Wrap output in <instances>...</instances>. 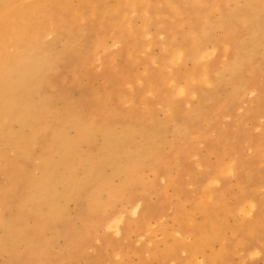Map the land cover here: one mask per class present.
<instances>
[{"label": "rangeland", "instance_id": "rangeland-1", "mask_svg": "<svg viewBox=\"0 0 264 264\" xmlns=\"http://www.w3.org/2000/svg\"><path fill=\"white\" fill-rule=\"evenodd\" d=\"M85 1L48 5L55 19L31 46L38 66L28 96L13 103L18 118L4 116L0 264H264V0ZM38 2L21 0L18 9Z\"/></svg>", "mask_w": 264, "mask_h": 264}, {"label": "bare ground", "instance_id": "bare-ground-1", "mask_svg": "<svg viewBox=\"0 0 264 264\" xmlns=\"http://www.w3.org/2000/svg\"><path fill=\"white\" fill-rule=\"evenodd\" d=\"M66 0H39V2L38 3H36L35 5H33V6H30V7H27V8H24V9H18V7H19V4H20V2H21V0H0V131H1V129H2V127L6 124L4 121H5V117L4 116H7L8 115V118H10V116H13L14 115V111L12 110L14 107H13V103L14 102H17V101H22V100H26V95L28 96V94H26V91L28 90V83H29V80H30V78L33 76V72L34 71H36V67L38 66V59H35L34 57H33V53H31V51L33 50L32 49V45L34 44V46H35V43L34 42H36V40H38V38H39V36L40 35H42V33H43V31H45V24L47 23V22H49L51 19H53V21H54V19H55V15H54V17H53V14H51L50 13V10L47 8L48 7V5L49 4H57V3H59V5L60 6H62V5H65V2ZM69 1V0H68ZM85 1V0H84ZM89 1V0H88ZM95 1V0H94ZM102 1V0H101ZM116 1V0H115ZM152 1V0H151ZM169 1V0H168ZM196 1V0H195ZM86 2V1H85ZM108 2V1H107ZM135 2V1H134ZM170 2V1H169ZM217 2V1H216ZM228 2L230 3V1L228 0ZM239 2V1H238ZM260 2H261V0H260ZM69 3V2H68ZM87 3V2H86ZM88 3H90V2H88ZM87 3V4H88ZM103 3V2H102ZM118 3V2H117ZM120 3V2H119ZM125 3V2H124ZM142 3H143V1H142ZM145 3V2H144ZM143 3V4H144ZM148 3H149V0H148ZM151 3H154V2H151ZM199 3H201V1H199ZM203 3H204V1H203ZM244 3V2H243ZM99 3H97L96 5L97 6H99L98 5ZM105 4V3H104ZM107 4V3H106ZM147 4V3H146ZM170 4H172V3H170ZM177 4V3H176ZM185 4V3H184ZM195 4V3H194ZM214 4H215V1H214ZM231 4V3H230ZM233 4V3H232ZM89 5H91V4H89ZM93 6L95 5V3L94 4H92ZM91 5V6H92ZM118 5L119 4H117V9H118ZM123 5V4H122ZM125 5V4H124ZM140 5V4H139ZM147 5H149V4H147ZM189 5V4H188ZM197 5H198V3H197ZM234 5V4H233ZM263 5H264V3H263ZM53 6V5H52ZM59 6V7H60ZM69 6V5H68ZM68 6H67V2H66V8H68ZM109 6V5H108ZM133 6H134V4H133ZM136 6V5H135ZM146 6V5H145ZM219 6V8H220V5H218ZM232 6V5H231ZM57 7H58V5H57ZM64 7V6H63ZM90 7V6H89ZM103 7V6H102ZM101 7V8H102ZM105 7H106V5H105ZM120 7V6H119ZM176 7V6H175ZM177 7H178V5H177ZM264 7V6H263ZM50 8V7H49ZM100 8V9H101ZM114 7H112V8H110V9H113ZM140 8H142V7H140ZM145 8V7H144ZM187 8H189V7H187ZM219 8H217L216 10H218ZM256 10H258V5L256 4ZM53 9V8H52ZM75 8H73V10H74ZM78 9V8H77ZM99 9V11L101 12V10ZM115 9H116V6H115ZM120 9L121 8H119V11H120ZM123 9V8H122ZM148 9V8H147ZM171 9V8H170ZM180 9V8H179ZM204 9V8H203ZM202 9V10H203ZM205 9H206V7H205ZM221 9V8H220ZM219 9V13H221V10ZM54 10H55V8H54ZM63 10H64V8H63ZM104 10H105V8H104ZM108 10V9H107ZM141 10V9H140ZM261 10V9H260ZM80 13H81V11L80 10H78ZM112 11V10H111ZM114 11H116V10H114ZM145 11H146V9H145ZM148 12L150 11V9H148L147 10ZM187 11V10H186ZM189 11V10H188ZM196 11V10H195ZM198 11V10H197ZM205 11V10H204ZM259 11V10H258ZM108 12H109V10H108ZM113 12V11H112ZM112 12H110L111 14H112ZM142 12H143V10H142ZM181 12V11H180ZM190 12V11H189ZM200 12H201V10H200ZM231 12V11H230ZM53 13V12H52ZM79 13V14H80ZM82 13H83V11H82ZM109 13V14H110ZM121 13H123V11H121ZM125 13V12H124ZM159 13V12H158ZM179 13V12H178ZM178 13H177V16H178ZM181 13H183V12H181ZM180 13V14H181ZM188 13V12H187ZM194 13V12H193ZM211 13V12H210ZM237 12H235V14H236ZM262 13V12H261ZM78 14V13H77ZM84 14V13H83ZM118 14H119V12H118ZM157 14V13H156ZM167 14H169V13H167ZM167 14H165L164 13V15H166L167 16ZM179 14V15H180ZM198 14V13H197ZM199 14H202V13H199ZM81 15V14H80ZM107 15V14H106ZM120 15H122V14H120ZM143 15V14H142ZM159 15V14H158ZM163 15V16H164ZM187 15V14H186ZM190 15V14H189ZM189 15H187V16H189ZM203 16L205 15V14H202ZM207 15V14H206ZM212 15V14H211ZM232 15H234V14H232ZM238 14H236V16H237ZM259 15V14H258ZM59 16L61 17V13L59 14ZM124 16V15H123ZM122 16V17H123ZM180 16H182V15H180ZM222 16H223V14H222ZM228 16V15H227ZM243 17H244V15H242ZM121 17V18H122ZM146 17V19L145 20H148L147 19V17L149 18L150 16H145ZM151 17H152V14H151ZM150 17V18H151ZM158 17V16H157ZM190 17H192V16H190ZM194 17V16H193ZM205 17V16H204ZM204 17H202V18H204ZM219 17H220V15H219ZM224 17V16H223ZM239 17V16H238ZM237 17V18H238ZM240 17H241V15H240ZM259 17V16H258ZM260 17H262V15L260 16ZM259 17V18H260ZM101 18V17H100ZM169 18V17H168ZM172 18H174V17H172ZM199 18H200V16H199ZM207 18V17H206ZM235 18V17H234ZM61 19H62V17H61ZM60 19V20H61ZM72 19V18H71ZM105 19V18H104ZM118 19H120V18H118ZM123 19L124 18H122V21H123ZM126 19H127V17H126ZM126 19H125V21H126ZM153 19V18H152ZM170 19H171V17H170ZM189 19H191L192 20V18H189ZM208 19H209V17H208ZM219 19V18H218ZM243 19H245V18H243ZM58 20H59V17H58ZM102 20V19H101ZM111 21H113V20H115V19H110ZM131 20V19H130ZM162 20V19H161ZM183 20V19H182ZM188 20V19H187ZM190 20V21H191ZM210 20V19H209ZM209 20L208 21H206V22H208L207 24H209ZM225 20V19H224ZM242 20V19H241ZM251 19H249V21H250ZM116 21V20H115ZM118 22H120L119 20H117ZM116 21V22H117ZM121 21V22H122ZM128 21V20H127ZM235 21V20H234ZM244 21V20H243ZM71 22V21H70ZM130 21H128V23H129ZM149 22V21H148ZM181 22V21H180ZM183 22V21H182ZM182 22L180 23V25L182 24ZM189 22V21H188ZM218 22H219V20H218ZM225 22V21H224ZM238 22V21H237ZM246 22V21H245ZM59 23H60V21H59ZM62 23H63V20H62ZM95 23V22H94ZM97 23V22H96ZM102 23V22H101ZM101 23H99V24H101ZM123 23V22H122ZM132 22H130L129 24H131ZM134 23V22H133ZM146 23H147V21H146ZM160 23H163L162 21L160 22ZM211 23V22H210ZM251 23L253 24V22L251 21ZM250 23V24H251ZM264 22H262V24H263ZM51 25H52V22L50 23ZM58 24V23H57ZM72 24V23H71ZM116 24H118L119 25V23H116ZM115 24V25H116ZM149 23H147V24H144V25H148ZM176 24H178V23H176ZM186 23H184L183 25H185ZM218 24V23H217ZM223 24V23H222ZM237 24V23H236ZM239 24V23H238ZM258 24H259V22H258ZM45 25V26H44ZM53 25H54V23H53ZM114 25V24H113ZM113 25H112V27H113ZM122 25V24H121ZM121 25H119V26H121ZM160 25H162V24H160ZM179 25V24H178ZM189 25H191V23H189ZM192 25H194V23L192 24ZM191 25V26H192ZM212 26L214 25V24H211ZM211 25H210V27H211ZM215 25H216V23H215ZM214 25V26H215ZM233 25V24H232ZM239 25H242V22H241V24H239ZM244 25V24H243ZM248 25V24H247ZM93 26V25H92ZM186 26V25H185ZM203 26V25H202ZM254 26V25H253ZM260 26V29L263 27V26H261V25H259ZM96 27V26H95ZM115 27V26H114ZM126 27H128V26H126ZM167 27H169L168 25H167ZM180 27V26H179ZM182 27V26H181ZM187 27H188V25H187ZM219 27V26H218ZM235 27V26H234ZM258 27V26H257ZM256 27V30L258 29ZM52 29H53V27H51ZM97 28H98V26H97ZM106 28V27H105ZM117 28V27H116ZM115 28V29H116ZM118 28H120V27H118ZM131 28V27H130ZM146 28V27H145ZM151 28H153V27H151ZM150 28V29H151ZM170 29H173L174 30V28L172 27H169ZM255 28V27H254ZM67 29H68V27H67ZM100 29H103V28H101V26H100ZM149 29V30H150ZM170 29H168V31L170 30ZM207 29V28H206ZM209 29V28H208ZM216 29V28H215ZM230 29H232V28H230ZM259 29V30H260ZM54 30V29H53ZM63 30V29H62ZM97 30V29H96ZM105 30V29H104ZM109 30V29H108ZM113 30V29H112ZM120 30V29H119ZM118 30V31H119ZM121 30H122V27H121ZM124 30H126L125 28H124ZM132 30V29H131ZM138 31L139 30H141V29H137ZM148 30V31H149ZM172 30V31H173ZM189 30H191V29H189ZM193 30V29H192ZM202 30L204 31V29L202 28ZM225 30V29H224ZM224 30H223V35H225V33L227 34V32H224ZM234 30V29H233ZM232 30V31H233ZM236 30V29H235ZM258 30V31H259ZM55 31V30H54ZM98 31V30H97ZM96 31V32H97ZM128 31H129V27H128ZM137 31V32H138ZM145 32L147 31V29L146 30H144ZM147 31V32H148ZM150 31H152V30H150ZM217 31H218V28H217ZM220 31V30H219ZM222 31V30H221ZM74 32V31H73ZM131 32H133V30L131 31ZM130 32V33H131ZM136 32V34H138ZM146 32V33H147ZM174 32V31H173ZM176 32V31H175ZM202 32V31H201ZM206 32H208L207 30H206ZM234 32V31H233ZM257 32V31H256ZM144 33V32H143ZM142 33V34H143ZM151 33V32H150ZM187 33V32H186ZM185 33V34H186ZM194 33V32H193ZM197 33V32H196ZM195 33V34H196ZM215 34H216V32H214ZM99 34V33H98ZM104 34V33H103ZM108 34V33H107ZM114 34H115V30H114ZM120 34H123V32L122 33H120ZM129 34V33H128ZM135 34V33H134ZM148 34V33H147ZM161 34V33H160ZM173 34V33H172ZM177 34V33H176ZM198 34H199V32H198ZM202 34V33H201ZM201 34H199V35H201ZM207 34V33H206ZM208 34H211V33H208ZM207 34V35H208ZM80 35V34H79ZM111 35V34H110ZM117 35V34H116ZM130 35V37H132L131 36V34H129ZM139 35V34H138ZM166 35V34H165ZM228 36H229V34H227ZM231 35V34H230ZM245 35V34H244ZM244 35H243V37H244ZM247 35V34H246ZM245 35V36H246ZM97 36V35H96ZM104 36H106V35H104ZM120 36V35H119ZM126 35H124V37H125ZM178 36V35H177ZM176 36V37H177ZM191 36V35H190ZM190 36L188 35V38L187 39H189L190 38ZM228 36H225L226 38L228 37ZM77 37H79V36H77ZM121 37V36H120ZM136 37H138V36H135L134 38H136ZM172 37V36H171ZM176 37L174 38V37H172V38H174V39H176ZM181 37V36H180ZM195 37V36H194ZM214 37H215V35H214ZM218 37V36H217ZM232 37V36H231ZM75 38V37H74ZM80 39H81V37H79ZM103 38V37H102ZM104 38H106V37H104ZM119 38V37H118ZM121 38H123V37H121ZM197 39H198V36L196 37ZM196 38H195V41H196ZM201 38V37H200ZM199 38V39H200ZM203 38V37H202ZM235 38V37H234ZM41 39V38H40ZM80 39H78V40H80ZM97 39V38H96ZM125 39H126V37H125ZM137 39V38H136ZM186 39V38H185ZM186 39V40H187ZM206 39H207V36H206ZM214 38H212V40H213ZM228 39H231V38H228ZM251 39H253V38H251ZM78 40H76V41H78ZM106 40V43H107V38L105 39ZM124 40V39H123ZM132 40V39H131ZM190 40V39H189ZM211 40V41H212ZM215 40V39H214ZM214 40H213V42H214ZM38 41H40V40H38ZM71 41V40H70ZM118 41V40H117ZM138 41V40H137ZM140 41H142V40H140ZM176 41H177V39H176ZM176 41H175V43H176ZM193 41V40H192ZM201 41V40H200ZM203 41H204V39H203ZM210 41V42H211ZM230 41V40H229ZM233 41H235V40H232V42ZM240 41H243V40H241L240 39ZM74 42V41H73ZM93 42V41H92ZM92 42H91V44H92ZM96 42V41H95ZM100 42V41H99ZM99 42H98V44H99ZM103 41H101L100 43H102ZM123 42V41H122ZM134 42H136V41H134ZM166 42V41H165ZM179 42V41H178ZM202 42V41H201ZM231 42V43H232ZM260 42V41H259ZM264 42V41H263ZM138 43H140V42H138ZM137 43V44H138ZM187 43V42H186ZM216 43V42H215ZM37 44V43H36ZM74 44V43H73ZM93 44H94V42H93ZM92 44V45H93ZM120 44H121V42H120ZM136 44V45H137ZM168 44V43H167ZM170 44H171V42H170ZM194 44V42L193 43H191V45H193ZM203 44V43H202ZM219 44H221V42H219ZM224 44H225V42H224ZM229 44V43H228ZM228 44H226V45H228ZM9 45H11V46H13L14 48H15V50H16V53H14V54H9V52L7 51V47L9 46ZM102 45V44H101ZM105 45H107V44H105ZM104 45V46H105ZM122 45V44H121ZM127 45H128V43H127ZM165 45V44H164ZM191 45H190V49H191ZM198 45H199V42H198ZM247 45V44H246ZM94 46V45H93ZM96 46V45H95ZM94 46V47H95ZM133 46H135V43H133ZM138 46V45H137ZM141 46V45H140ZM178 46V45H177ZM180 46H181V44H180ZM187 46V45H186ZM189 46V45H188ZM193 46H195V44L193 45ZM248 46V45H247ZM78 47V46H77ZM164 47V46H163ZM165 47H166V45H165ZM171 47H173V44H172V46ZM182 47V46H181ZM185 47V46H184ZM201 47H204V44H203V46H201ZM228 47V46H227ZM230 47V46H229ZM240 47V46H239ZM264 47V46H263ZM82 48V47H81ZM84 48V47H83ZM97 48V47H96ZM121 48V47H120ZM141 48V47H140ZM139 48V49H140ZM189 48H188V51H189ZM211 48V47H210ZM210 48H209V50H210ZM248 48V47H247ZM257 48H260V46L258 47V45H257ZM73 49V48H72ZM134 49H135V47H134ZM166 49V48H165ZM164 49V51H166ZM185 49V48H184ZM187 49V48H186ZM216 49V48H215ZM214 49V50H215ZM231 49V48H230ZM236 49V48H235ZM239 49V48H238ZM250 49H251V47H250ZM264 49V48H263ZM89 49H87V51H88ZM91 50H93V49H91ZM99 50V49H98ZM129 51H133V48L132 49H128ZM138 50V49H137ZM136 50V51H137ZM171 50H172V48H171ZM179 50H181V49H179ZM183 50V49H182ZM217 50V49H216ZM227 50V49H226ZM261 50H262V47H261ZM261 50H260V52H261ZM90 51V50H89ZM88 51V52H89ZM173 51V50H172ZM194 51V50H193ZM228 51V50H227ZM232 51H234V49L232 50ZM90 52H93V51H90ZM124 52V51H123ZM167 52V51H166ZM170 52V50L168 51V53ZM177 52V51H176ZM179 52V51H178ZM186 52V51H185ZM211 52H212V50H211ZM211 52H210V54H211ZM221 52H222V50H221ZM235 52V51H234ZM239 52V51H238ZM237 52V53H238ZM260 52L258 51V53L260 54ZM129 53V52H128ZM190 53V52H189ZM215 53V52H214ZM237 53L236 54H234L235 56L234 57H236V55H237ZM86 54H88V53H86ZM85 54V55H86ZM121 54V53H120ZM127 54V53H126ZM130 54V53H129ZM134 54V53H133ZM182 54H183V51H182ZM201 54H203V52L201 53ZM240 54V53H239ZM128 55V54H127ZM135 55V54H134ZM133 55V56H134ZM187 55L188 54H186V57H187ZM192 55V54H191ZM58 56V55H57ZM120 56V55H119ZM124 56V55H123ZM132 56V57H133ZM152 56V55H151ZM161 56V55H160ZM171 56V55H170ZM173 56V55H172ZM175 56V55H174ZM176 56H177V54H176ZM181 57H183V55H180ZM193 56V55H192ZM211 56H213V55H211ZM215 56V55H214ZM226 56H227V52H226ZM121 57V56H120ZM132 57L130 56V59L132 60ZM135 57H136V55H135ZM165 57V56H164ZM181 57H180V59H178L179 61H181L182 59H181ZM191 57V56H190ZM201 57V56H200ZM154 58V57H153ZM184 58V57H183ZM193 58V57H192ZM213 58V57H212ZM263 58V57H262ZM57 58L55 57V60H56ZM155 59V58H154ZM199 59V58H198ZM209 59H210V57H209ZM227 59V58H226ZM149 60V59H148ZM147 60V61H148ZM173 60V59H172ZM175 60V59H174ZM188 60V59H187ZM189 60H191V59H189ZM234 60V59H233ZM107 61V60H106ZM135 61H136V59H135ZM155 61V60H154ZM158 62H159V60H157ZM178 61V62H179ZM183 61H184V59H183ZM195 61V60H194ZM197 61V60H196ZM224 61H226V60H224ZM256 61V60H255ZM103 62V61H102ZM174 62V61H173ZM185 62V61H184ZM198 62V61H197ZM197 62H195V63H197ZM128 63V62H127ZM175 63V62H174ZM207 63V62H206ZM222 63H223V66H226L225 65V63L222 61ZM105 64H107V63H104V65ZM176 64H179V63H176ZM41 65V64H40ZM160 65H162V64H160ZM159 64H158V66H160ZM175 65V64H174ZM183 65V64H182ZM202 65V64H201ZM232 65V64H231ZM170 66V65H169ZM194 66H195V64H194ZM199 66V65H198ZM202 66H204V64L202 65ZM201 66V67H202ZM162 68H164L163 67V65L161 66ZM166 67V66H165ZM205 67V66H204ZM150 68V67H149ZM149 68H147V69H149ZM160 68V67H159ZM206 68V67H205ZM205 68H203V69H205ZM208 68H209V65H208ZM223 68V67H222ZM227 68V67H226ZM225 68V69H226ZM231 68V67H230ZM50 69V68H49ZM161 69V68H160ZM207 69V68H206ZM216 69H218V68H216ZM56 70V69H55ZM164 70H165V68H164ZM167 70V69H166ZM165 70V71H166ZM171 70V69H170ZM169 69H168V71L169 72H172V71H170ZM178 70V69H177ZM192 70V69H191ZM196 70V69H195ZM195 70H193L194 72H195ZM226 70H228V69H226ZM229 70H231V69H229ZM248 70H250V69H248ZM247 70V71H248ZM151 71H153V70H151L150 69V72ZM156 71V70H155ZM160 71V70H159ZM159 71H156L157 72V74L159 73ZM46 72H47V70H46ZM161 72V71H160ZM178 71H176V69H175V73H177ZM189 71H187V74H189L188 73ZM216 72V71H215ZM251 72V71H250ZM123 73V72H122ZM179 73H181V72H179ZM179 73H177V74H179ZM208 73H209V70H208ZM220 73V72H219ZM228 73V72H227ZM226 73V74H227ZM237 73V72H236ZM248 73H249V71H248ZM252 73V72H251ZM120 74V73H119ZM148 74V73H147ZM153 74V73H152ZM168 74V73H167ZM184 74H186V73H184ZM186 74V75H187ZM200 74H201V72H200ZM205 74H207V73H205ZM223 74V73H222ZM246 74V73H245ZM125 75V74H124ZM128 76H129V74H127ZM126 75V76H127ZM161 75V74H160ZM164 75V74H163ZM169 75H170V73H169ZM168 75V76H169ZM202 75V74H201ZM217 75H219V74H217ZM247 75H250V74H247ZM158 76V75H157ZM156 76V77H157ZM190 76V75H189ZM195 76V75H194ZM199 76V75H198ZM208 76V75H207ZM161 77V76H160ZM164 77H165V75H164ZM170 77V76H169ZM172 77H174V76H172ZM176 77V76H175ZM186 77V76H185ZM184 77V78H185ZM44 78V77H43ZM120 78V77H119ZM125 78V77H124ZM147 78V77H146ZM191 78H192V80H194L193 79V77L191 76ZM191 78H190V80H191ZM39 79V78H38ZM38 79H36V80H38ZM49 79V78H48ZM141 80H142V78H140ZM151 79H152V77H151ZM189 79V78H188ZM202 79V78H201ZM205 79H207V78H205ZM35 80V81H36ZM157 79H154V81L153 82H155ZM161 80V79H160ZM159 80V81H160ZM174 80V79H173ZM198 80V79H197ZM212 80V79H211ZM35 81H34V84H35ZM76 81H78V80H76ZM158 81V80H157ZM156 81V82H157ZM164 81V80H163ZM196 81V80H195ZM205 81V80H204ZM206 81H208V79L206 80ZM213 81V80H212ZM41 82H43V81H41ZM144 82V81H143ZM142 82V83H143ZM151 82V81H150ZM155 82V83H156ZM174 81H172V83H173ZM190 82H192V81H190ZM209 82V81H208ZM214 82V81H213ZM51 83V82H50ZM152 83V82H151ZM150 83V84H151ZM161 83V82H160ZM167 84L169 83L170 84V82L168 81V82H166ZM31 84V83H30ZM36 84L38 85V83L36 82ZM73 84V83H72ZM81 84V83H80ZM153 84V83H152ZM152 84L150 85V86H152ZM191 84V83H190ZM190 84H187V86L188 85H190ZM197 84V83H196ZM195 84V85H196ZM201 84V83H200ZM208 84V83H207ZM210 84V83H209ZM208 84V85H209ZM33 85V83L31 84V86ZM56 85V84H55ZM54 85V86H55ZM171 85V84H170ZM173 85H174V87H175V83H173ZM172 85V86H173ZM179 85H182V83L181 84H179ZM41 86V85H40ZM63 86V85H62ZM177 86V85H176ZM191 87H192V84L190 85ZM201 86H202V84H201ZM211 86V85H210ZM213 86H215V84L213 85ZM80 87H81V85H80ZM83 87V86H82ZM158 87V86H157ZM156 87V88H157ZM193 87H195L196 89H198V86H194L193 85ZM51 88L53 89V84H52V86H51ZM78 88V87H77ZM154 88V87H153ZM177 88V87H176ZM180 89H182L181 87H179ZM189 88V87H188ZM196 89H195V91H196ZM204 89V88H203ZM153 90V89H152ZM160 90V89H159ZM158 90V91H159ZM174 90H175V88H174ZM183 90V89H182ZM191 90V89H190ZM110 91H111V89H110ZM155 91H157V90H155ZM179 91V90H178ZM184 91H185V89H184ZM192 91V90H191ZM195 91H192L193 93L195 92ZM202 91V90H201ZM205 91V90H204ZM217 91V90H216ZM183 92V91H182ZM37 93V92H36ZM110 93V92H109ZM161 93V92H160ZM191 93V92H190ZM189 93V94H190ZM193 93H191L190 95L192 96V94ZM233 93H235V91L233 92ZM232 93V94H233ZM49 94H50V92H49ZM154 94H157V93H154ZM164 94V93H163ZM176 94V93H175ZM178 94V93H177ZM179 94H181L182 95V93H179ZM189 94H188V96H189ZM195 95H196V93H195ZM47 96H48V94H47ZM47 96H45V97H47ZM163 96V95H162ZM167 96H169V95H167ZM166 96V97H167ZM51 97V96H50ZM169 97H172V96H169ZM35 98V97H34ZM37 98V97H36ZM29 99V98H28ZM30 99H31V97H30ZM167 99V98H166ZM96 100V99H95ZM99 100H100V98H99ZM164 100V99H163ZM168 100V99H167ZM185 100H187V97H186V99ZM162 101V100H161ZM165 101V100H164ZM35 102V101H34ZM96 102H98V101H96ZM191 102V101H190ZM189 101H188V103H190ZM225 102V101H224ZM25 103H26V101H25ZM100 104H101V101L99 102ZM166 103H169V101L168 102H166ZM35 104V103H34ZM69 104V103H68ZM103 104V103H102ZM170 104H171V100H170ZM170 104H168V107H169V105ZM19 105V104H18ZM104 105V104H103ZM175 105V104H174ZM232 105V104H231ZM99 106V105H98ZM190 106V105H189ZM102 107H105V106H102ZM166 107H167V105H166ZM172 108V105H171V107L169 108V110ZM199 108V107H198ZM23 109V108H22ZM29 108L28 107H26V109H24V111L23 112H25V110H28ZM189 109V108H188ZM19 110H21V108H19L18 107V110L17 111H19ZM41 110V109H40ZM22 111V110H21ZM107 111H108V109H107ZM187 111V110H186ZM104 112H105V110H104ZM18 113V112H17ZM16 113V114H17ZM187 113V112H186ZM20 114H22V112H20ZM24 114V113H23ZM113 114V112L111 113V115ZM118 114V113H117ZM171 114V113H170ZM173 114V113H172ZM17 116H19V115H17ZM117 116V115H116ZM119 116V115H118ZM14 117L15 118H18V117H16V115H14ZM211 117V116H210ZM209 117V118H210ZM212 118V117H211ZM210 118V119H211ZM20 119V118H19ZM18 119V120H19ZM24 119V118H23ZM22 119V120H23ZM125 119V118H124ZM106 120V119H105ZM118 120H119V118H118ZM209 120V119H208ZM214 120V119H213ZM14 121V120H13ZM16 121H17V119H16ZM93 121H95V120H93ZM114 121H116V120H114ZM130 121H132V120H130ZM152 121V120H151ZM154 121V120H153ZM69 122H71V121H69ZM42 123V122H41ZM153 123V122H152ZM171 123H172V121H171ZM170 123V124H171ZM174 123V122H173ZM173 123H172V125H173ZM193 123V122H192ZM217 123V122H216ZM38 124H40V123H38ZM46 124V123H45ZM87 124V123H86ZM118 124V123H117ZM127 124V123H126ZM128 124H129V122H128ZM154 124H155V121H154ZM202 124V123H201ZM204 124H205V122H204ZM11 125V124H10ZM36 125V124H35ZM41 125V124H40ZM132 125V124H131ZM169 125V124H168ZM219 125V124H218ZM239 125V124H238ZM237 125V126H238ZM39 126V125H38ZM128 127H130V126H128ZM134 127H137V125L135 126L134 125ZM170 127V126H169ZM226 127V126H225ZM214 128H216L215 126H214ZM55 129V128H54ZM134 129V128H133ZM172 129V128H171ZM81 130H82V128H81ZM166 130V129H165ZM192 130V129H191ZM212 130V129H211ZM42 131V130H41ZM214 131V130H213ZM190 132V131H189ZM210 132H212V131H210ZM40 133V132H39ZM56 133H57V130H56ZM79 133V132H78ZM81 133V132H80ZM80 133H79V135H80ZM9 134H10V132H9ZM54 134V139L56 140V138H55V133H53ZM113 134H114V132H113ZM191 134V133H190ZM197 134V133H196ZM208 134V133H207ZM217 134V133H216ZM230 134V133H229ZM10 135H12V133L10 134ZM69 134H67V136H68ZM189 135V134H188ZM214 135V134H213ZM227 135H228V133H227ZM53 136V135H52ZM190 136V135H189ZM195 136V135H194ZM1 137V136H0ZM33 137H34V135H33ZM33 137H31V138H33ZM79 137V136H78ZM193 137V136H192ZM216 137V136H215ZM35 138V137H34ZM76 138V137H75ZM223 138H225V137H223ZM1 140H2V138H0ZM14 139V141H15V138H13ZM192 139V138H191ZM194 139V138H193ZM196 139V138H195ZM58 140V139H57ZM67 140V139H66ZM254 140V139H253ZM258 140V139H257ZM184 141V140H183ZM182 141V142H183ZM219 141V140H218ZM0 142H2V141H0ZM60 143H63L62 141H59ZM195 142V141H194ZM220 142H222V141H220ZM254 142H256V141H253V143ZM258 142V141H257ZM55 143H56V141H55ZM60 143H58V146H59V144ZM179 143V142H178ZM1 144V143H0ZM22 144V143H21ZM33 144H34V142H33ZM65 143H63V145H64ZM145 144V143H144ZM202 144H204V143H202ZM224 144V143H223ZM248 144H249V142H248ZM248 144H247V147H248ZM66 145V144H65ZM97 145H98V143H97ZM254 145V144H253ZM1 146H3V145H0V147ZM10 146H11V144H10ZM35 146H36V144H35ZM57 146V147H58ZM60 146H61V144H60ZM242 146V145H241ZM252 146V145H251ZM13 147V146H12ZM69 147V146H68ZM151 147V146H150ZM60 148H62V147H60ZM66 148V147H65ZM65 148H63L64 150H65ZM70 148V147H69ZM72 148H73V146H72ZM237 148H238V145H237ZM237 148H235V150L237 149ZM11 149H14V148H11ZM15 149H17V148H15ZM55 149V148H54ZM67 149V148H66ZM149 149H151V148H149ZM241 149V148H240ZM254 149V148H253ZM58 150H59V148H58ZM61 150V149H60ZM59 150V151H60ZM164 150V149H163ZM228 150V149H227ZM234 150V151H235ZM242 150V149H241ZM240 150V151H241ZM245 150H247V149H245ZM14 151V150H13ZM43 151V150H42ZM55 152H56V154L58 153V151H57V148L54 150ZM179 151H180V149H179ZM208 151V150H207ZM239 151V150H238ZM237 151V152H238ZM28 152V151H27ZM209 152V151H208ZM224 152H226V151H224ZM223 152V153H224ZM236 152V151H235ZM54 153V152H53ZM63 153H65L64 151H63ZM215 153V152H214ZM240 153V152H239ZM61 154H62V151H61ZM248 154V153H247ZM28 155H29V153H28ZM28 155L26 156V157H28ZM53 155V154H52ZM65 154H63V156H64ZM227 155V157H228V153L226 154ZM242 156V154H239V156ZM62 156V157H63ZM240 156V157H241ZM255 156H256V154H255ZM62 157H60V158H62ZM143 157V156H142ZM199 157V156H198ZM58 158H59V156H58ZM63 158H65V156L63 157ZM46 159V158H45ZM198 159V158H197ZM236 158H234V160H235ZM59 160V159H58ZM178 162H179V160H177ZM254 161V160H253ZM20 162V161H19ZM60 162H62V160L60 159ZM63 162H64V160H63ZM62 162V163H63ZM67 162V161H66ZM173 162V161H172ZM200 163H201V161H199ZM235 162H236V160H235ZM197 164H198V161L196 162ZM171 164V163H170ZM223 164V163H222ZM68 165V164H67ZM250 165V164H249ZM254 165H255V163H254ZM253 165V166H254ZM257 165H258V163H257ZM262 165V164H261ZM51 166V165H50ZM61 166H62V164H61ZM63 166H64V163H63ZM224 166V165H223ZM259 166V165H258ZM67 167V166H66ZM199 167H201L202 168V166H200L199 165ZM186 168V167H185ZM53 169V168H52ZM59 169H60V167H59ZM58 169V170H59ZM66 169V168H65ZM204 169V168H203ZM254 169V168H253ZM54 170H55V168H54ZM54 170H52V171H54ZM58 170H57V172H58ZM107 170H109V169H107ZM249 170H251V169H249ZM51 171V172H52ZM61 171H64V169L63 170H61ZM102 171V170H101ZM167 171L169 172V169H167ZM182 171V170H181ZM180 171V172H181ZM216 171V170H215ZM55 172H56V170H55ZM56 172V173H57ZM65 172H67V170L65 171ZM167 172V173H168ZM232 172V171H231ZM263 172V171H262ZM53 173V175L55 176L56 174H54V172H52ZM59 173V175L58 176H60V173L61 172H58ZM63 173V172H62ZM174 173V172H173ZM183 173V172H182ZM253 173V172H252ZM264 173V172H263ZM4 174H2V176H3ZM24 175V174H23ZM52 175V176H53ZM62 175V174H61ZM182 174L180 173V176H181ZM234 175V174H233ZM7 176V175H6ZM22 176V175H21ZM25 176V175H24ZM67 176V175H66ZM18 178H20L19 176H17ZM63 177H64V175H63ZM188 177H190L189 175H188ZM203 177H205L204 175H203ZM250 177V176H249ZM52 178H54V177H52ZM58 177H56V179H57ZM59 178H61L62 179V177L60 176ZM58 178V179H59ZM241 178V177H240ZM243 178V177H242ZM255 178V177H254ZM253 178V179H254ZM65 179V178H64ZM68 179H69V177H68ZM165 179V178H164ZM209 179V178H208ZM250 179V178H249ZM46 180H48V177H47V175H46ZM103 180V179H102ZM112 180V179H111ZM258 180V179H257ZM5 181H7L6 179H5ZM52 181H54L55 182V180L53 179ZM58 181V180H57ZM70 181V180H69ZM207 181V180H206ZM226 181V180H225ZM248 181V180H247ZM53 182V183H54ZM76 182V181H75ZM203 182V181H202ZM253 182V181H252ZM6 184H7V182H5ZM63 183V182H62ZM72 183V182H71ZM101 183V181L99 182V184ZM255 183H256V181H255ZM9 184V187H10V183H8ZM19 184H20V182H19ZM24 184H26V183H24ZM28 184H30L29 182H28ZM215 184V183H214ZM219 184V183H218ZM253 184V183H252ZM98 185V184H97ZM249 186L251 185V184H248ZM255 185V184H254ZM252 186V185H251ZM256 186V185H255ZM226 187V186H225ZM254 187V186H253ZM262 187H264V186H262ZM37 188V187H36ZM44 188V187H43ZM92 189V188H91ZM246 189V188H245ZM36 190H38V189H33V191H30V192H34L35 191V193L37 192ZM249 190V189H248ZM22 191V190H21ZM21 191H19L18 190V192H21ZM65 191H67V190H65ZM91 190H89V192H90ZM247 191V190H246ZM264 191V190H263ZM240 192V191H239ZM248 192V191H247ZM256 192V191H255ZM224 193V192H223ZM26 194H28V193H26ZM26 194L24 195V196H26ZM37 194V193H36ZM239 194V193H238ZM40 195H42V193L40 194ZM40 195H37V196H40ZM71 195V194H70ZM105 195V194H104ZM224 195V194H223ZM240 195V194H239ZM30 196V195H29ZM82 197H83V195H82ZM205 197V196H204ZM208 197V196H207ZM225 197H227V196H225ZM20 198V197H19ZM23 198V197H22ZM21 198V199H22ZM25 198V197H24ZM23 198V199H24ZM27 199V198H26ZM197 199H198V197H197ZM209 199H211L210 198V196H209ZM252 199V198H251ZM29 200V199H28ZM225 200V199H224ZM244 201H246L245 199H243ZM21 201H23V203H24V200H21ZM27 202V201H26ZM33 202V201H32ZM222 202V201H221ZM247 202V201H246ZM8 202H6V204H7ZM18 203V202H17ZM23 203H22V205H23ZM44 203V202H43ZM247 204V203H246ZM246 204H244V205H246ZM19 205V204H18ZM21 205V203H20V206H22ZM30 205V204H29ZM28 205V206H29ZM47 204H45V206H46ZM192 205V204H191ZM234 205V204H233ZM248 205V204H247ZM198 206H199V203H198ZM239 206V205H238ZM256 206V205H255ZM3 207V206H2ZM26 207V206H25ZM248 207V206H247ZM4 208V207H3ZM3 208H2V210H3ZM46 209H47V207H45ZM44 208V209H45ZM249 208V207H248ZM247 208V209H248ZM251 208H252V206L250 207V209L248 210L250 213H251ZM254 208V207H253ZM252 208V209H253ZM31 209V208H30ZM33 209V208H32ZM31 209V210H32ZM45 209V210H46ZM23 211V210H22ZM33 211V210H32ZM188 211V210H187ZM248 211H247V214H248ZM3 212V211H2ZM19 213H20V211H18ZM24 212V211H23ZM242 212V211H241ZM256 212V211H255ZM261 212V211H260ZM25 213V212H24ZM41 213V212H40ZM249 213V214H250ZM6 214V213H5ZM7 215V214H6ZM6 215H4V216H6ZM8 215H10V214H8ZM23 215V214H22ZM256 215V214H255ZM260 215V214H259ZM259 215H257V216H259ZM263 215V214H262ZM14 216V215H13ZM16 216V215H15ZM34 216V215H33ZM235 216V215H234ZM261 216V215H260ZM23 217V216H22ZM22 217H19V218H21V219H23ZM24 217H26V216H24ZM30 217V216H29ZM8 219V216L7 217H5V219ZM258 218V217H257ZM256 218V219H257ZM107 219V218H106ZM105 220V219H104ZM241 220V219H240ZM8 221V220H7ZM15 222L17 221V220H14ZM13 221V222H14ZM259 221H260V218H259ZM14 222V223H15ZM58 222H60V221H58ZM103 222V221H102ZM2 223H3V221H2ZM118 223H119V221H117L116 222V224L115 225H118ZM4 224H6L7 225V223L5 222ZM12 224V223H11ZM70 224V223H69ZM209 224V223H208ZM264 224V223H263ZM40 225V224H39ZM251 226V225H250ZM118 228V227H117ZM30 231H31V228L29 229ZM33 230V229H32ZM49 230H51V229H49ZM89 231V230H88ZM87 231V232H88ZM195 231V230H194ZM198 231V230H197ZM244 231V230H243ZM242 231V232H243ZM6 232V231H5ZM251 232V231H250ZM263 232V231H262ZM32 233V232H31ZM30 233V234H31ZM35 234V233H34ZM180 234H181V232H180ZM212 234V233H211ZM264 234V233H263ZM37 235V234H36ZM19 236V235H18ZM263 236V235H262ZM32 237V236H31ZM84 237V236H83ZM208 237V236H207ZM22 238V237H21ZM85 238V237H84ZM4 241V240H3ZM6 241V240H5ZM41 241V240H40ZM37 242L38 244L39 243H43V242ZM232 241V240H231ZM18 242V241H17ZM34 242V241H33ZM215 242H217V241H215ZM220 242V241H219ZM19 243V242H18ZM30 244V243H29ZM34 244H35V242H34ZM23 245V244H22ZM28 245V244H27ZM31 245V244H30ZM41 247V246H40ZM44 247V246H43ZM208 247V246H207ZM227 247V246H226ZM208 248H210V247H208ZM35 249H37V248H35ZM167 249V248H166ZM207 249V248H206ZM232 249V248H231ZM230 249V250H231ZM205 250V249H204ZM84 252V251H83ZM168 252V251H167ZM201 252V251H200ZM259 253V252H258ZM34 254V253H33ZM81 254H83V253H81ZM204 254V253H203ZM35 255V254H34ZM190 256V255H189ZM199 256V255H198ZM42 259V258H41ZM192 261V260H191ZM194 261V260H193ZM212 261H213V259H212ZM214 261H215V259H214ZM41 262V261H40ZM44 262H45V260H44ZM218 262V261H217ZM21 263H22V261H21ZM209 264V263H208Z\"/></svg>", "mask_w": 264, "mask_h": 264}]
</instances>
